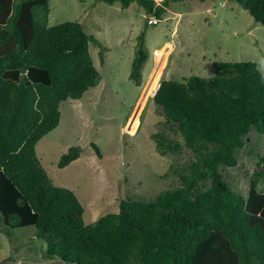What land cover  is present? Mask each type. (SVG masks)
Returning a JSON list of instances; mask_svg holds the SVG:
<instances>
[{
  "label": "trees",
  "instance_id": "trees-1",
  "mask_svg": "<svg viewBox=\"0 0 264 264\" xmlns=\"http://www.w3.org/2000/svg\"><path fill=\"white\" fill-rule=\"evenodd\" d=\"M127 7L137 1L160 17L163 0H102ZM264 26V0H230ZM49 0H0V231L34 226L46 257L71 264H264V151L257 153L248 189L228 181L254 128L264 134V81L257 63L213 61L214 76L162 79L150 89L170 124L209 171L204 188L165 191L153 201L120 198L118 211L92 223L75 193L52 183L36 143L57 127L59 106L80 99L100 75L89 53L98 40L76 21L48 25ZM137 37L129 79L140 83L148 53ZM102 59V58H101ZM159 83V86H158ZM153 134L161 155L179 143ZM101 157L99 147L93 144ZM79 146L57 166L77 159ZM225 171V172H224Z\"/></svg>",
  "mask_w": 264,
  "mask_h": 264
},
{
  "label": "rangeland",
  "instance_id": "rangeland-1",
  "mask_svg": "<svg viewBox=\"0 0 264 264\" xmlns=\"http://www.w3.org/2000/svg\"><path fill=\"white\" fill-rule=\"evenodd\" d=\"M49 7V26L76 21L98 40L89 42L98 84L80 99L61 102L59 124L35 146L52 183L71 189L81 202L84 222L117 212L120 198L149 202L165 191L187 192L192 183L204 188L210 181L209 169L203 165L193 172L192 162L198 158L164 122L161 107L152 100L156 90L149 95L150 89L162 79L213 77V61L257 63L264 57V26L230 0L171 1L156 25L147 24L148 14L137 1L122 7L119 1L49 0ZM141 33L148 56L137 85L129 73ZM153 134L167 136L179 146L161 155ZM71 146L81 148L79 157L59 168L60 156ZM263 151L264 134L251 128L239 151V165L224 171L241 192L247 191L256 154ZM12 232L8 238L0 231V264H71L46 257L45 242L34 226Z\"/></svg>",
  "mask_w": 264,
  "mask_h": 264
},
{
  "label": "built area",
  "instance_id": "built-area-1",
  "mask_svg": "<svg viewBox=\"0 0 264 264\" xmlns=\"http://www.w3.org/2000/svg\"><path fill=\"white\" fill-rule=\"evenodd\" d=\"M146 19H147L146 22H147L148 25H156L159 22V19L156 16H150V15H148L146 17ZM153 56H154V58H156V56H157V49H154L153 50ZM155 66H156V63H155Z\"/></svg>",
  "mask_w": 264,
  "mask_h": 264
},
{
  "label": "clouds",
  "instance_id": "clouds-1",
  "mask_svg": "<svg viewBox=\"0 0 264 264\" xmlns=\"http://www.w3.org/2000/svg\"><path fill=\"white\" fill-rule=\"evenodd\" d=\"M258 70L261 72L262 81H264V57H260L257 62Z\"/></svg>",
  "mask_w": 264,
  "mask_h": 264
}]
</instances>
